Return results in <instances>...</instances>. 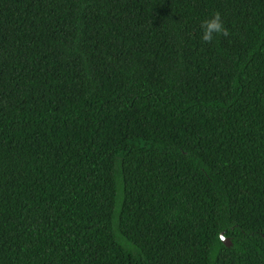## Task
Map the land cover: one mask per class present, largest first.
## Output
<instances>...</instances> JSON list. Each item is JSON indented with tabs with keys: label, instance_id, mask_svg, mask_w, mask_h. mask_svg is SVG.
Instances as JSON below:
<instances>
[{
	"label": "trees",
	"instance_id": "16d2710c",
	"mask_svg": "<svg viewBox=\"0 0 264 264\" xmlns=\"http://www.w3.org/2000/svg\"><path fill=\"white\" fill-rule=\"evenodd\" d=\"M0 264H264V0H0Z\"/></svg>",
	"mask_w": 264,
	"mask_h": 264
},
{
	"label": "clouds",
	"instance_id": "9594fccd",
	"mask_svg": "<svg viewBox=\"0 0 264 264\" xmlns=\"http://www.w3.org/2000/svg\"><path fill=\"white\" fill-rule=\"evenodd\" d=\"M220 35L228 36L229 31L221 13L216 12L201 22V40L205 44H211Z\"/></svg>",
	"mask_w": 264,
	"mask_h": 264
},
{
	"label": "water",
	"instance_id": "95a60500",
	"mask_svg": "<svg viewBox=\"0 0 264 264\" xmlns=\"http://www.w3.org/2000/svg\"><path fill=\"white\" fill-rule=\"evenodd\" d=\"M222 238H223V242H224V244H225L228 248H232V247H233V243H232L229 239L225 238L224 235H222Z\"/></svg>",
	"mask_w": 264,
	"mask_h": 264
}]
</instances>
